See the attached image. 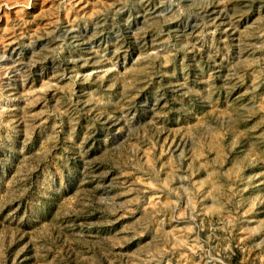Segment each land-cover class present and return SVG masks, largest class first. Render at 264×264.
Wrapping results in <instances>:
<instances>
[{
    "label": "rangeland",
    "instance_id": "1",
    "mask_svg": "<svg viewBox=\"0 0 264 264\" xmlns=\"http://www.w3.org/2000/svg\"><path fill=\"white\" fill-rule=\"evenodd\" d=\"M0 264H264V0H0Z\"/></svg>",
    "mask_w": 264,
    "mask_h": 264
}]
</instances>
